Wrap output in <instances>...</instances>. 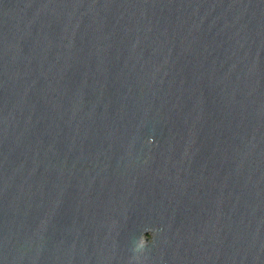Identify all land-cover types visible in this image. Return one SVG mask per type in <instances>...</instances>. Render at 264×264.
<instances>
[{"label": "water", "instance_id": "obj_1", "mask_svg": "<svg viewBox=\"0 0 264 264\" xmlns=\"http://www.w3.org/2000/svg\"><path fill=\"white\" fill-rule=\"evenodd\" d=\"M0 264H264V0H0Z\"/></svg>", "mask_w": 264, "mask_h": 264}]
</instances>
